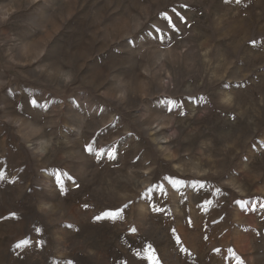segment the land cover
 I'll return each instance as SVG.
<instances>
[{
  "label": "rangeland",
  "instance_id": "rangeland-1",
  "mask_svg": "<svg viewBox=\"0 0 264 264\" xmlns=\"http://www.w3.org/2000/svg\"><path fill=\"white\" fill-rule=\"evenodd\" d=\"M241 261L264 264V0H0V264Z\"/></svg>",
  "mask_w": 264,
  "mask_h": 264
},
{
  "label": "snow or ice",
  "instance_id": "snow-or-ice-1",
  "mask_svg": "<svg viewBox=\"0 0 264 264\" xmlns=\"http://www.w3.org/2000/svg\"><path fill=\"white\" fill-rule=\"evenodd\" d=\"M253 43H255V41H253ZM172 183L175 186L179 187L180 185L183 184V181H179V180L173 179ZM85 207H87V205H85ZM124 207L126 208L127 205H125ZM122 212H123V209H118L116 211H108V212H105L102 216L96 217V219L99 220V219H102V218H105V217H109V218L115 219V218L119 217ZM132 231H135V229H132ZM177 241L179 242V237H177ZM22 243H27V242H22ZM20 246H21L20 244L17 245V247H20ZM149 258L151 259L152 257H149ZM237 259H239V258H237ZM240 264H243V262L241 261Z\"/></svg>",
  "mask_w": 264,
  "mask_h": 264
}]
</instances>
